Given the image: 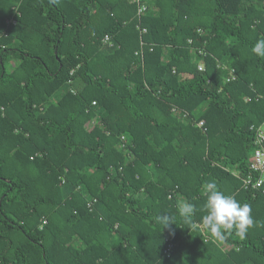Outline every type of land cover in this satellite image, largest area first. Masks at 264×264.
I'll use <instances>...</instances> for the list:
<instances>
[{"label":"trees","instance_id":"1","mask_svg":"<svg viewBox=\"0 0 264 264\" xmlns=\"http://www.w3.org/2000/svg\"><path fill=\"white\" fill-rule=\"evenodd\" d=\"M147 3L0 0V264H264V192L243 184L264 0ZM209 182L251 205L243 238L202 227Z\"/></svg>","mask_w":264,"mask_h":264},{"label":"clouds","instance_id":"2","mask_svg":"<svg viewBox=\"0 0 264 264\" xmlns=\"http://www.w3.org/2000/svg\"><path fill=\"white\" fill-rule=\"evenodd\" d=\"M252 52L264 58V38L255 42ZM205 193L207 197L204 204L206 214L201 218V225L208 230L212 238L224 241L232 234L233 230L243 238L247 231L255 226L251 205L241 204L232 195H226L219 190L217 185L212 182L207 183ZM195 208L193 203L184 201L179 205V216L185 222L191 223ZM155 220L163 227V230L174 234L172 226L176 223L173 215L161 213L155 217Z\"/></svg>","mask_w":264,"mask_h":264},{"label":"built area","instance_id":"3","mask_svg":"<svg viewBox=\"0 0 264 264\" xmlns=\"http://www.w3.org/2000/svg\"><path fill=\"white\" fill-rule=\"evenodd\" d=\"M133 4H136L138 7V15L144 16L150 11V6L147 3V0H130ZM10 21L8 22V24ZM15 23V21H13ZM142 34L147 33L146 28H140ZM103 39V43L106 46L113 48L114 43L110 40V36L106 35ZM140 51L136 52V55H139ZM199 71H204V66L200 63ZM73 74V72H72ZM237 78L236 72L234 69H228V75L225 79V82H232L235 81ZM96 105V102H93V106ZM95 124V122H91L90 127ZM200 127L204 126V122L201 121L199 123ZM253 132L255 133V141H254V149L249 156V170L248 174L243 178L244 188L249 191H259L263 190L264 192V121L259 125L252 127ZM123 140L125 138L122 137ZM47 221L44 220L43 224H46ZM172 245L170 244L166 249V254L170 256L172 251Z\"/></svg>","mask_w":264,"mask_h":264}]
</instances>
